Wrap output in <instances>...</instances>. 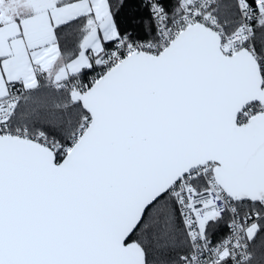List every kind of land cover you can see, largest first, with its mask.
Returning a JSON list of instances; mask_svg holds the SVG:
<instances>
[{
    "label": "snow or ice",
    "instance_id": "snow-or-ice-1",
    "mask_svg": "<svg viewBox=\"0 0 264 264\" xmlns=\"http://www.w3.org/2000/svg\"><path fill=\"white\" fill-rule=\"evenodd\" d=\"M148 3L0 0V264H264V0Z\"/></svg>",
    "mask_w": 264,
    "mask_h": 264
},
{
    "label": "trees",
    "instance_id": "trees-1",
    "mask_svg": "<svg viewBox=\"0 0 264 264\" xmlns=\"http://www.w3.org/2000/svg\"><path fill=\"white\" fill-rule=\"evenodd\" d=\"M167 6V0H161ZM113 4V10L117 12V21L121 27L122 31H127L132 34L134 39H143L146 40L149 37V24H150V13L148 6L144 2V0H123V6L121 7V0H111ZM118 9V11H117ZM77 24L70 25L68 28L61 30V46L63 50H67L68 48L73 46L74 42V34L75 30L78 26ZM69 32L73 33V35H69ZM262 40V34L258 31L256 35V42L259 46ZM89 70H82L81 75L86 74ZM43 87L39 92L33 94L34 99L39 100L44 97L48 93H56V90L53 86H49L46 82H42ZM22 88V85H21ZM35 106V105H33ZM264 223V222H262ZM139 230H137L138 234ZM136 234H134L131 239L136 238ZM219 236L214 235L213 239L217 240ZM165 241L161 240L160 244H163ZM250 250H255L257 253L264 251V227L260 229V231L256 234L254 240L249 242ZM163 249L160 250V253H163ZM155 250V242H154V250L153 255L160 254Z\"/></svg>",
    "mask_w": 264,
    "mask_h": 264
},
{
    "label": "built area",
    "instance_id": "built-area-1",
    "mask_svg": "<svg viewBox=\"0 0 264 264\" xmlns=\"http://www.w3.org/2000/svg\"><path fill=\"white\" fill-rule=\"evenodd\" d=\"M144 2L146 3V5L148 6V9H149L148 0H144ZM149 13H150V10H149ZM138 40H143V39H138ZM93 75H95L94 72L88 71V72H86V74L81 75V79L84 82H87L88 80L91 79V77ZM14 87H15V89H20L21 88V84L20 83H16ZM229 219H230V215L226 213L224 215V218L222 219L224 221V223H225V231H223V232L221 231V229H220V227L218 225L214 224V222H209V224H208V232H211L212 234H218V236L221 235V237L219 239H217V240H214L213 237L211 235H209V237L212 240L213 244L217 243L218 241H220L222 238H224L225 236H227L229 234V231H230L229 228H228Z\"/></svg>",
    "mask_w": 264,
    "mask_h": 264
},
{
    "label": "crops",
    "instance_id": "crops-1",
    "mask_svg": "<svg viewBox=\"0 0 264 264\" xmlns=\"http://www.w3.org/2000/svg\"><path fill=\"white\" fill-rule=\"evenodd\" d=\"M166 3H167V6H170L169 0H167ZM83 70H84V69H83ZM42 82H43V81H42ZM214 224L218 225V226L220 227V229H221L222 232L225 231V223H224L223 220H219L218 222H214ZM208 234L211 235L212 237H213L214 235L218 236V234H212L211 232H208ZM220 237H221V235L218 237V239H219Z\"/></svg>",
    "mask_w": 264,
    "mask_h": 264
}]
</instances>
